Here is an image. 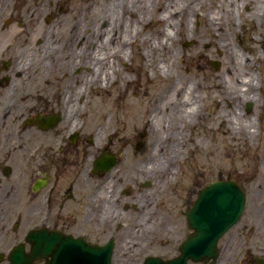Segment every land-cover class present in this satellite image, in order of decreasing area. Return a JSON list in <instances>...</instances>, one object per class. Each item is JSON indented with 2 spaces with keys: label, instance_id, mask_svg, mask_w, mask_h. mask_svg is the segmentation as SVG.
Returning a JSON list of instances; mask_svg holds the SVG:
<instances>
[{
  "label": "flooded vegetation",
  "instance_id": "af4514ba",
  "mask_svg": "<svg viewBox=\"0 0 264 264\" xmlns=\"http://www.w3.org/2000/svg\"><path fill=\"white\" fill-rule=\"evenodd\" d=\"M151 1L0 0V27L2 31L9 30L7 37L11 38L5 49H0V264H48L59 255L67 237L98 247L112 242L110 264H117L118 246L124 244L123 229L139 232L151 226L156 232L171 224L163 208L143 204L141 194L147 184L141 182L143 179L139 184L135 180L138 170L133 142L129 140L133 136L123 137L119 144L112 142L118 134L111 132L116 131L100 132L101 115L96 109L99 102L92 99L89 91L101 87L103 81L85 84L81 77L90 69L99 73L103 62L97 49H102L103 44L115 47L119 37L134 29V16L143 20ZM169 1L173 0H166L164 6H169ZM173 4L177 6L173 9L176 18L185 16V25L192 20L187 29L192 38L186 44H193L192 49H197L201 40L207 42L205 36L199 38V30L223 34L219 42L225 49H245L240 74L252 72L255 78L219 81L216 89L219 101L224 102L218 104L229 110L232 103H238L244 108L239 110L242 115L255 116L261 123L264 0H174ZM70 10L78 13L72 20L68 15L61 20L63 13ZM210 17L216 18L217 29L209 27ZM46 24L54 29L51 38L57 43L81 37V46L90 39L89 47L97 57L87 56L83 49L67 47L16 49L24 35H37ZM248 49L249 54H255L247 55ZM210 64L215 70L222 67L219 61ZM225 70L227 65L222 71ZM97 77L103 76L99 73ZM213 84H209L212 89ZM214 102L211 98L210 106ZM261 126H257L259 133L263 131ZM142 147L139 142L137 149ZM259 211L253 210L255 215H260ZM136 212L144 214L139 217ZM249 221V227L243 226L240 233L243 236L249 229L250 237H255L253 244L247 238L237 239V254L231 256L236 264H264V230L258 231L254 218ZM147 235L152 233L147 231ZM147 240L127 243L129 252L133 250L131 246L143 245L130 253H136L141 264L151 257L167 260L180 254L167 258L165 250H159L165 249L166 239L157 244ZM224 242L223 247L219 246L217 264H221L223 249L232 238Z\"/></svg>",
  "mask_w": 264,
  "mask_h": 264
},
{
  "label": "rangeland",
  "instance_id": "374dc122",
  "mask_svg": "<svg viewBox=\"0 0 264 264\" xmlns=\"http://www.w3.org/2000/svg\"><path fill=\"white\" fill-rule=\"evenodd\" d=\"M165 1L166 0H160V2H157L160 7H164ZM169 4H171L170 1L168 2V5ZM169 6L168 8L173 10L178 6V3L176 6V4L172 2ZM67 12V14L63 13L61 20H63L66 15L72 20L73 15L78 13L73 10ZM218 12L219 11H216V14H218ZM172 18L175 20L176 16L173 15ZM180 21L179 27L183 34L178 32V34L173 37L174 39L168 42L170 47L173 49H180L183 52L184 62L181 63V61H179L176 63L174 62L175 57H170V68L167 72L171 73L173 77L171 80H168L167 84L162 83V78H159L154 83L149 82L147 76L148 71L144 68L145 61L141 55L142 49L148 50L152 48L151 44L154 39L156 41L162 40V36L158 35L155 29L158 27L161 28L163 23L154 21V25L152 24L153 26H147L142 22V17L136 18L134 16L132 22L134 23L135 30L130 29L129 33L122 38L119 37L118 44L115 45V47H108L107 45L102 46V49H105L108 55H106L105 50L99 53L101 62H103L101 68L99 67V73L101 74L102 68H106L104 69L106 76L104 75L102 79H100L97 77L99 73H95L93 69L86 70V74L81 76L85 78V84H96L99 80L107 84L106 89L101 87L96 88L95 86L89 91L93 95L92 99L99 102V107L96 109L99 115H101V133L108 134L111 131L117 130V109L119 104H121L130 115L129 106L124 105L130 101V96L137 97L136 95H141L142 93L146 96L145 92H149V96H151V93L155 92L153 97L155 101L161 100L162 103H166L171 98L169 91L175 81L180 83L183 88L192 81L197 82L198 80H203L204 85H209L213 84L216 80V76L221 74L222 70L225 69L227 64L222 60L224 55L213 47L224 38L223 34L217 36L211 34L208 30H199V38L203 39V36H205L208 42L205 44H210V46L205 47L203 43L204 40H201V44H198V48L192 49L191 46L193 44L186 45L188 39L185 38V33L190 32L185 25L186 17L181 16ZM203 23L202 21V24ZM53 30L51 25L46 24L43 30L37 35L27 37L24 35L19 40L16 49H62V47H67V49H81L79 46V43L82 41L81 37L79 40L70 39L67 43H63L64 40H62L57 43L55 39L51 38ZM8 32L9 30L2 31L0 27V49H5V44L11 39L7 37V34H9ZM137 32H139V34L133 41L131 38L135 36ZM144 38L146 40L145 42ZM38 40H41V42L38 43ZM73 41H75V45ZM83 42L86 41L84 40ZM56 43L58 46H56ZM82 49L85 51L87 47ZM123 49L130 50L129 63H126L121 57L114 59V53ZM201 50H204V52L200 53ZM239 50L243 58L245 49ZM250 50L251 49H248L247 55ZM253 54H255V52ZM253 54L249 55L252 56ZM213 61H219L222 64L220 70H215L213 68V65L210 64ZM242 61L243 60L240 61V65H242ZM178 64L184 66L179 68ZM112 66L113 68L111 69ZM240 72L239 70V74ZM107 78L108 81H106ZM229 81L237 82L236 79ZM216 91L214 96L215 102L212 103L211 106L209 105L210 107L208 108L209 116L207 117L204 115L200 117L198 121L196 119L197 122L193 128H180L179 130L181 126L179 122L181 120L176 118V115H174L172 111H167L165 108L153 113L152 111L154 108L151 107V105L155 106L156 102H154L149 106L150 108H148L149 110L146 114V127H148L151 120H153V123L157 124L159 131L151 134L143 127H140L133 138L129 139L133 142L135 169L138 170L135 179L136 183L138 181L137 184H139V180L143 179L141 182L145 183V185L147 184L141 194L142 200H144L143 204L146 206L152 204L154 209L155 207L163 208V210L166 211L167 221L171 224H168L165 230L161 229V231L156 232L153 231L151 226L145 229L139 227L142 229L139 232L134 231L133 228L123 229L121 239L124 240L125 245L120 244L118 246L119 261L117 260V264H141L136 259V253H130L143 248V245L138 247L131 246L133 250L131 252L128 251V241L133 242L135 239H148L147 242H151L152 244H157L159 240L166 239L165 249L159 248V250H165L167 258L178 255L179 246L191 232L187 224V211L196 200L199 191L208 183L219 179H231L240 182L247 195L246 209L243 218L223 237L222 241H220L219 246L223 247V242L232 238L230 245L223 249L224 255H222L221 258V264H236V259H233L231 255L237 254L238 249L235 244L237 239L241 237L247 238L252 242L251 244H253L255 237H250L251 231L249 229H247L243 236L240 233L243 226L247 225V227H249L250 219L254 218L257 221L259 224L258 231L264 230V115L262 116V122L259 123V119H256L255 116L250 117V114L247 113L246 115H242L239 110L240 108L244 110V108L239 107L238 103L235 105L232 103V106L227 110V106L222 105L224 101H219V90L217 89ZM202 92L214 94L212 87H210V89H203ZM105 99H107V101ZM109 99L114 100V107L112 110L103 107L104 105L106 106ZM219 102L222 103L218 104ZM216 113L225 114L228 118V122H225V124L216 122V120H214V114ZM251 115H253V113ZM250 118L253 119L251 125ZM236 120L240 122V127L247 124L252 130H254V127L262 125L261 129H263V131L262 133H254V135H249L245 132V134L242 135L237 132L236 129L238 128L234 129L232 126L236 125ZM233 122L235 124H233ZM183 124H185L184 119L182 121V125ZM230 127H232V129ZM130 129L133 132V129ZM123 132L125 131L120 130V133ZM116 133L118 137H115L112 142L120 144L123 142L122 140L123 137H125V133L121 135L118 132ZM159 139L162 140L161 146L153 149L150 145ZM139 142L143 143L141 149H137V144ZM217 147H219V149ZM147 156L150 158V163H148L149 160L144 161L145 158H148ZM151 158L155 160H151ZM160 172H162L163 175L157 176V173ZM157 204H160V206H157ZM144 210L145 209H142L141 213ZM253 210H260V215H255ZM141 213L136 212L135 214L142 217L144 213L142 215ZM147 231L151 232L152 235H147ZM262 237H264L263 234Z\"/></svg>",
  "mask_w": 264,
  "mask_h": 264
},
{
  "label": "bare ground",
  "instance_id": "6f19581e",
  "mask_svg": "<svg viewBox=\"0 0 264 264\" xmlns=\"http://www.w3.org/2000/svg\"><path fill=\"white\" fill-rule=\"evenodd\" d=\"M173 15H174V12L173 10H171V8H168V6L160 7V5L156 4V2L154 3V1L152 0L151 3L148 5V10L146 12V15H144L145 17H143L142 22L149 26L150 25L153 26L154 21H157L158 23H163V26L161 28L158 27L155 29V32L158 35L162 36V40L156 41L154 39V41L151 44L152 48L148 50L142 49V52H141V55L145 61L144 68L147 69L148 71L147 76L149 78L148 80L150 83H154L159 78H162L163 79L162 83L167 84L168 80L172 79L173 77L172 74L167 72V70L170 68L169 59L171 56L175 57L174 62L176 63L179 61H181V63L184 62L183 60L184 56L182 54L183 52L180 49H176V48L173 49L172 47H170L169 42H168L169 40L174 39L173 37H175L176 34H178V32H181L183 34L182 30L179 27L180 19L176 18L175 20H173L172 18ZM215 19L216 18L214 17L208 18V25L213 30L218 28V24H215V21H216ZM191 25H192V20L188 19L186 22L187 29L191 28ZM135 34L136 35L131 38L133 39V41L136 38V36L139 34V32ZM185 36H186L185 38L188 40L192 38V34L190 32L185 33ZM145 41L146 40L144 38V42ZM73 42L75 43V41ZM90 44H91V40L87 39L86 42L81 44L80 46L81 49L87 47V49L85 50L87 56H90V57L93 56L96 58L97 57L96 52L100 53L101 51L105 50V49H102V50L97 49V51L94 52L91 49H89ZM216 46L218 50L221 52V54L224 55L222 60L227 64V70L222 71L221 74L216 76L217 81H215L213 84L214 94L207 93V92L203 93L202 92L203 89L204 90L210 89V87L209 85H204L203 80H198L197 82L192 81L189 85H187L184 88L182 87V85H180V83L175 81V83L171 86V89L169 91L171 98L166 103H162L161 100L156 102L155 99L153 98L155 92H152L151 96H149V92H145L146 96H144L143 93L141 95L140 94L136 95L137 97L130 96L129 97L130 101L124 104L126 106H129L130 115L127 113L126 109H124V107L121 104H119L118 109H117L118 110V121H117L118 128L115 131L118 133H120V130L125 131L123 133H125V137L127 138H130V136H134L140 127H143L144 129L149 131L151 134L158 132L159 130L157 128V124L153 123V120H151V123L149 124V126L146 127L147 125L146 124L147 123L146 114L149 110L148 108H150L149 106L153 104L154 102H156V105L155 106L151 105V107L154 108V110L152 111L153 113L154 112L156 113L160 109L165 108L167 111H170V112L172 111V113L176 115V118H179V120H181L179 122L181 125L179 127V130L180 128L181 129H186V128L191 129L196 125V122L198 121L200 117L204 115H206L207 117L209 116L208 108L210 107L209 105H210L211 98L215 99L214 96L217 92L216 86L219 84V81L223 82L228 79L233 80L236 78L237 79L240 78V80L242 79V81H245L248 79L252 80L255 78L252 72L248 75L247 74L244 75L243 74L244 72L239 74V70L241 66L240 61L243 60L239 49H225L223 47V44L220 42L217 43ZM105 52H106V55H108L106 50ZM202 52H204V50H201L200 53ZM114 54H115L114 59L117 57H121L126 63H129V55H130L129 49H123L121 51H116ZM182 66L184 65H179V68H181ZM112 68L113 66L111 67V69ZM104 75H105V72L104 70H102L101 76H104ZM106 81H108V78L106 79ZM101 87L103 89H106L107 84L105 82H102ZM105 100L107 101V99ZM113 101L114 100L109 99L108 102L106 103V106L104 105L103 107L104 108L106 107L112 110L114 107ZM214 118H215L214 120H216V122L220 124H224V121H226V116L224 114L218 115L216 113L214 114ZM183 119L185 120V124L182 125ZM252 120L253 119L250 118V125L252 124ZM233 124L235 123L233 122ZM232 126L234 127V129L238 128L236 129L237 132L241 133L242 135L245 134V132L249 135H254V133L256 134L258 133L257 126L254 127V130H252L251 127H248L247 124L242 125L240 127V122H238L237 120H236V125H232ZM130 128L133 129V132ZM230 128L232 129V127ZM230 128H229V131H230ZM116 132H111V135H114V133ZM123 133H120V135ZM161 142L162 140L159 139L156 142L152 143L150 146L153 147V149L159 148V146H161ZM217 148L219 149V147ZM147 157L148 158H145L144 161L149 160L148 163H150L151 162L150 158L149 156ZM151 160H155V159L151 158Z\"/></svg>",
  "mask_w": 264,
  "mask_h": 264
},
{
  "label": "water",
  "instance_id": "95a60500",
  "mask_svg": "<svg viewBox=\"0 0 264 264\" xmlns=\"http://www.w3.org/2000/svg\"><path fill=\"white\" fill-rule=\"evenodd\" d=\"M245 207L246 194L235 181L207 184L187 214L192 233L181 244L180 255L169 260L151 257L144 264H217L219 241L238 223ZM113 247L112 242L98 247L67 237L48 264H110Z\"/></svg>",
  "mask_w": 264,
  "mask_h": 264
}]
</instances>
